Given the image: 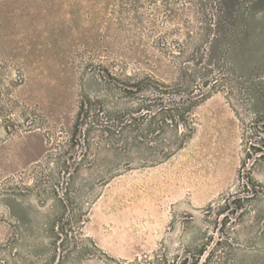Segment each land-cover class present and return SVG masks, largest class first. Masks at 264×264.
Wrapping results in <instances>:
<instances>
[{
    "label": "rangeland",
    "instance_id": "374dc122",
    "mask_svg": "<svg viewBox=\"0 0 264 264\" xmlns=\"http://www.w3.org/2000/svg\"><path fill=\"white\" fill-rule=\"evenodd\" d=\"M0 264H264V0H0Z\"/></svg>",
    "mask_w": 264,
    "mask_h": 264
},
{
    "label": "trees",
    "instance_id": "16d2710c",
    "mask_svg": "<svg viewBox=\"0 0 264 264\" xmlns=\"http://www.w3.org/2000/svg\"><path fill=\"white\" fill-rule=\"evenodd\" d=\"M102 135H101V139H103V140H112V138H114V131L111 129V127H109V126H104L103 128H102ZM65 239L63 238L62 240H61V242H63ZM68 240V239H67Z\"/></svg>",
    "mask_w": 264,
    "mask_h": 264
}]
</instances>
